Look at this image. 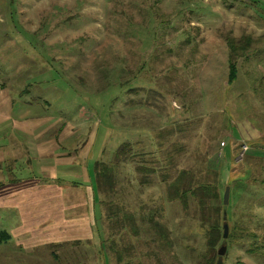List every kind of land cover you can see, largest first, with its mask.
<instances>
[{
  "label": "rangeland",
  "instance_id": "374dc122",
  "mask_svg": "<svg viewBox=\"0 0 264 264\" xmlns=\"http://www.w3.org/2000/svg\"><path fill=\"white\" fill-rule=\"evenodd\" d=\"M263 23L264 0H0L1 86L14 107L74 130L63 143L78 156L49 185L40 212L56 216L29 240L39 247L10 242L0 264H195L204 248L197 204L170 200L167 182L200 166L196 176L218 185L216 204L230 186L229 221L253 233L249 243L229 238L224 264H264V65L251 73L246 61ZM246 122L261 136L249 140ZM123 142L128 160L102 194L94 163H111ZM66 183L77 209L61 206Z\"/></svg>",
  "mask_w": 264,
  "mask_h": 264
},
{
  "label": "crops",
  "instance_id": "0c3cea01",
  "mask_svg": "<svg viewBox=\"0 0 264 264\" xmlns=\"http://www.w3.org/2000/svg\"><path fill=\"white\" fill-rule=\"evenodd\" d=\"M256 35L254 39L252 36L253 44L247 43L246 48V61L251 73L264 65V59L253 60L249 54V51L264 52V31L260 30ZM8 87L0 83V249L12 242L15 245L22 243V250L26 251L39 247V239H33V243L29 240L39 236L42 228L52 224L56 216L55 210L43 215L40 209L41 204L49 202V185L57 188L55 182L60 178L58 168L73 165L78 156L74 155L73 148L69 151L63 143L70 133L66 126L61 129V124L59 127L55 122L48 124L47 117L32 116L28 108L14 107L16 99L9 93ZM243 126L250 133L253 131L248 134L249 140L261 136L253 123L246 122ZM61 187L62 208L72 210L80 207L79 196L75 200L68 199L73 194V190L70 191L74 189L73 183ZM76 214L80 216L78 212ZM42 216L47 217L46 222L41 221ZM63 219L64 215H61L62 223ZM80 227L78 223V229ZM81 230L77 237L89 238L86 234L82 235Z\"/></svg>",
  "mask_w": 264,
  "mask_h": 264
},
{
  "label": "trees",
  "instance_id": "16d2710c",
  "mask_svg": "<svg viewBox=\"0 0 264 264\" xmlns=\"http://www.w3.org/2000/svg\"><path fill=\"white\" fill-rule=\"evenodd\" d=\"M232 52V51H231ZM229 72L227 76V82L232 83L238 74V67L236 59H229ZM131 151V143L123 142L121 143L115 151L113 160L111 163H105L103 161H95L93 167L94 180L96 183V189H98L102 194H106L113 190L115 185V171L116 167L120 163H124L128 160L129 153ZM168 157H164L163 161H173L171 160V153L167 154ZM136 169L147 175L148 170L154 171V167L141 166L138 164ZM199 171H202V167L196 170L199 175ZM195 171L188 168H183L177 172L174 178L167 182V197L170 200H178L181 206L186 209L188 208L189 199L193 198L197 204L199 212V222L200 227L203 228L204 237V248L199 254H197L195 264H214L217 258V247L223 242L230 240H236L238 243L243 244L249 243L251 235L253 233L249 230L247 223H231L229 221V216L226 210V205L223 201L220 204H216L215 201L219 199V189L215 182L209 180H200L196 176ZM144 181V179H142ZM226 210V221L229 225L228 238L223 239V210ZM152 213V212H151ZM150 220L152 217L150 215ZM156 222V226H157ZM160 225V224H159ZM160 234L165 232V228L160 225ZM165 235V234H164ZM249 246V244H248ZM252 249L249 248V251ZM198 257V258H197ZM57 264V263H55Z\"/></svg>",
  "mask_w": 264,
  "mask_h": 264
},
{
  "label": "water",
  "instance_id": "95a60500",
  "mask_svg": "<svg viewBox=\"0 0 264 264\" xmlns=\"http://www.w3.org/2000/svg\"><path fill=\"white\" fill-rule=\"evenodd\" d=\"M229 194H230V186L229 185H226L225 188H224V192H223V198H222V201H223V204L224 205H227L229 203ZM226 217H227V214H226V210L224 209L223 210V219H224V222L222 224V228H223V239L226 240L227 236H228V233H229V225L226 221ZM226 252V244L225 242H223L222 244H220V246L217 248V259H216V262L214 264H224L223 262V256Z\"/></svg>",
  "mask_w": 264,
  "mask_h": 264
},
{
  "label": "built area",
  "instance_id": "2783aa9c",
  "mask_svg": "<svg viewBox=\"0 0 264 264\" xmlns=\"http://www.w3.org/2000/svg\"><path fill=\"white\" fill-rule=\"evenodd\" d=\"M224 144V142H223ZM248 149V146L245 143L241 144V150H240V156H242L244 154V152ZM241 158V157H238Z\"/></svg>",
  "mask_w": 264,
  "mask_h": 264
}]
</instances>
